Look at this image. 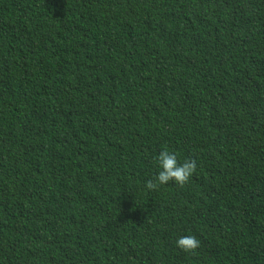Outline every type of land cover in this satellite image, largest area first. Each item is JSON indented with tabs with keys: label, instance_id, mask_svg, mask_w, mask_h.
<instances>
[{
	"label": "trees",
	"instance_id": "16d2710c",
	"mask_svg": "<svg viewBox=\"0 0 264 264\" xmlns=\"http://www.w3.org/2000/svg\"><path fill=\"white\" fill-rule=\"evenodd\" d=\"M0 264H264V0H0Z\"/></svg>",
	"mask_w": 264,
	"mask_h": 264
},
{
	"label": "clouds",
	"instance_id": "9594fccd",
	"mask_svg": "<svg viewBox=\"0 0 264 264\" xmlns=\"http://www.w3.org/2000/svg\"><path fill=\"white\" fill-rule=\"evenodd\" d=\"M155 159L159 171L154 180L146 182L148 189H154L158 185L167 184L169 181L183 185L190 179L197 168L194 159H185L181 163L177 159V154L168 149L161 150ZM175 243L180 249L193 251L198 248L200 242L195 236L188 235L177 238Z\"/></svg>",
	"mask_w": 264,
	"mask_h": 264
}]
</instances>
